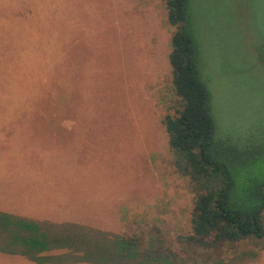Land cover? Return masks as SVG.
<instances>
[{"label": "rangeland", "instance_id": "374dc122", "mask_svg": "<svg viewBox=\"0 0 264 264\" xmlns=\"http://www.w3.org/2000/svg\"><path fill=\"white\" fill-rule=\"evenodd\" d=\"M194 3L218 123L264 127V0ZM175 30L165 0H0V213L66 222L102 264H132L102 249L117 237L140 264H264V237L177 240L192 231L194 193L164 124L179 108ZM0 264L34 263L0 250Z\"/></svg>", "mask_w": 264, "mask_h": 264}, {"label": "trees", "instance_id": "16d2710c", "mask_svg": "<svg viewBox=\"0 0 264 264\" xmlns=\"http://www.w3.org/2000/svg\"><path fill=\"white\" fill-rule=\"evenodd\" d=\"M165 6L168 22L176 27L169 60L179 108L176 114L165 116L164 124L176 168L180 174L189 177L194 193L192 231L189 235L177 236V240L192 250L218 248L221 243L248 237L262 238L264 127L255 125L243 133L221 128L216 114L217 100L211 87L212 76L206 71L197 35L194 0H165ZM35 231L40 230H17L13 241L22 239L28 248L22 252L33 260L41 257L42 251H37V247L60 241L59 236L51 242V236ZM19 232L22 234L17 236ZM115 239L108 240L109 243L102 247L111 252L113 261L129 259L132 264H140L135 260L141 255L135 253L134 244L124 242L122 238ZM91 246L87 245L90 252L84 256L99 262L100 258L95 254L100 249ZM214 253L212 250L209 255ZM168 254L180 258L171 249ZM103 261H106L105 256Z\"/></svg>", "mask_w": 264, "mask_h": 264}, {"label": "crops", "instance_id": "0c3cea01", "mask_svg": "<svg viewBox=\"0 0 264 264\" xmlns=\"http://www.w3.org/2000/svg\"><path fill=\"white\" fill-rule=\"evenodd\" d=\"M10 143H7L9 145ZM10 147L3 146L0 147V152H4ZM10 177V175L8 176ZM7 180H10L9 178ZM118 198L116 202L118 205L116 209L120 207V211L123 209L121 206L122 200ZM23 215H12L7 214L6 212L0 213V232L5 234V242L0 244V250H6L10 252H22L26 251L28 248L21 242L22 239H15V234L17 230H40L35 231V233H40V235L45 236L46 234L51 236L53 242L56 237H60V241L53 242L54 244H49L47 247L44 245L37 247V251H42L41 257L33 260L30 258V262L34 264H102V262L90 260L86 257V253L90 250L87 248V244L81 241H77L76 238L69 235V224L66 222L56 223L53 221H40L33 216V218L22 217ZM27 220L23 222L22 220ZM91 226V225H89ZM80 230H95L87 226H82ZM111 233V232H110ZM22 234L19 232L17 236ZM54 235V236H52ZM42 241V238L39 237ZM21 242V243H20ZM28 244V242H26ZM41 243H44L43 241ZM29 245V244H28ZM93 245V244H92ZM91 247H94L91 246ZM86 255V256H84ZM95 262V263H94Z\"/></svg>", "mask_w": 264, "mask_h": 264}]
</instances>
